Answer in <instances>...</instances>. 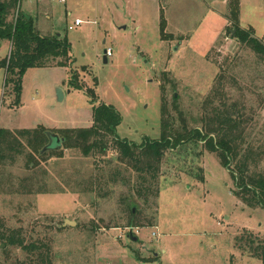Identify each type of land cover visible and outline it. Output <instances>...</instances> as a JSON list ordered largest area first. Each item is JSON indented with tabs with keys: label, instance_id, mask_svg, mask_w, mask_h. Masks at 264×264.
Here are the masks:
<instances>
[{
	"label": "rangeland",
	"instance_id": "1",
	"mask_svg": "<svg viewBox=\"0 0 264 264\" xmlns=\"http://www.w3.org/2000/svg\"><path fill=\"white\" fill-rule=\"evenodd\" d=\"M239 1L237 26L253 27L264 41V0ZM229 2L20 0L42 34L68 40L71 60L28 69L19 104L0 66V130L88 128L94 107L107 104L122 116L117 137L140 145L160 138L163 104L176 127L183 118L188 128L202 127L194 121L222 68L237 78V101L256 110L249 130L264 143V61L234 37ZM162 15L168 39L161 37ZM10 49L1 42L0 62ZM29 151H7L0 163V221L6 230L22 228L26 243L42 250L10 247L0 264L36 258L40 250L54 264H263L255 251L264 238V208L235 195L230 170L199 140L168 151L156 178L148 171L147 200L135 190L139 172L120 163L113 148L90 156L72 148L47 161L37 155V167L29 166ZM255 166L263 171L264 159ZM91 174L99 179L94 191ZM43 187L66 192L35 194ZM124 198L134 200L139 226H125ZM67 219L76 224L64 226Z\"/></svg>",
	"mask_w": 264,
	"mask_h": 264
},
{
	"label": "trees",
	"instance_id": "2",
	"mask_svg": "<svg viewBox=\"0 0 264 264\" xmlns=\"http://www.w3.org/2000/svg\"><path fill=\"white\" fill-rule=\"evenodd\" d=\"M19 1L0 0V43L7 40L12 44L10 55L0 62V66L6 71V85L11 84L17 93V104L20 103L22 80L28 69L45 67L53 63L66 66L71 60V45L68 40L61 38L58 34H42L30 13L19 10L17 20L10 19ZM229 4L230 17L237 23H235L234 37L264 61V41L256 37L253 27L244 29L237 26L240 1L230 0ZM161 31L162 39L171 37L166 32L164 15H162ZM236 79L229 69L220 68L211 91L203 101L200 118L194 121L200 122L202 127L188 128L184 118L182 125L176 127V122L168 115L167 104H163L160 138H145L139 145L117 137L116 131L122 120L121 114L111 105L100 104L94 107L93 124L88 128H60L51 131L40 125L34 129L0 130V163L6 158L7 151L23 153L25 148L30 149L29 166L35 164L36 167L41 163L37 155L47 161L48 155L63 157L64 151L72 148L80 149L85 156L96 153L105 155L110 148H113L116 150L117 160L120 163L127 164L139 172L142 181L135 190L140 198L147 200L152 194L150 188L144 186L148 181V171L152 178H156L157 171L168 151L199 140L205 144L207 150L217 153L224 166L230 170L237 187L235 195L251 207L264 208V170L257 171L255 166L257 162L264 159V143H258L249 130L256 119L254 115L256 110L246 102L237 101L233 88ZM88 92L94 98V91L90 89ZM48 132L58 134L62 148L42 152L50 143ZM119 174L120 172L110 178L116 181ZM89 179L90 191H94L99 179L94 177V174L93 176L91 174ZM50 191L66 192L43 187L36 190L35 194ZM104 196L105 194L102 195ZM123 203L126 204L127 211L125 226L129 228L139 226L136 219L139 211L134 210L137 207L134 200L124 198ZM2 245H5V248H2ZM10 247L21 248L24 251L41 248L34 243H26L22 228L6 230L3 222L0 221V252L8 255ZM41 250L36 258L28 255L27 261H18V264H45L46 262L54 264L51 256L46 257ZM255 253L264 264V238L257 244ZM9 256L10 254L7 259Z\"/></svg>",
	"mask_w": 264,
	"mask_h": 264
},
{
	"label": "water",
	"instance_id": "3",
	"mask_svg": "<svg viewBox=\"0 0 264 264\" xmlns=\"http://www.w3.org/2000/svg\"><path fill=\"white\" fill-rule=\"evenodd\" d=\"M234 33H235V30L232 31V34H234ZM106 54H107V51H105V62H107ZM57 94H58V99L62 100L63 96H64L63 92L61 90H58ZM48 135L50 137V143H49V145L44 147L42 152H45L47 150H58V149H60L62 147V142H61V139L58 136V134L48 132ZM66 224L75 225L76 222L67 219L63 225L65 226ZM129 237L131 238V240H134V241L137 240V237L134 235V232L132 229L129 231Z\"/></svg>",
	"mask_w": 264,
	"mask_h": 264
},
{
	"label": "built area",
	"instance_id": "4",
	"mask_svg": "<svg viewBox=\"0 0 264 264\" xmlns=\"http://www.w3.org/2000/svg\"><path fill=\"white\" fill-rule=\"evenodd\" d=\"M53 1H59V2H62V3H65L66 0H53ZM19 10H20V1H19V4H18V9L15 13V16H14V20H17V16H18V13H19ZM74 24L77 26V25H80L82 24V20L81 19H76ZM108 54H111V51H107Z\"/></svg>",
	"mask_w": 264,
	"mask_h": 264
},
{
	"label": "crops",
	"instance_id": "5",
	"mask_svg": "<svg viewBox=\"0 0 264 264\" xmlns=\"http://www.w3.org/2000/svg\"><path fill=\"white\" fill-rule=\"evenodd\" d=\"M165 10V9H164ZM10 43V47L12 48V44H11V42H9ZM0 47H1V43H0ZM10 52H11V49H10Z\"/></svg>",
	"mask_w": 264,
	"mask_h": 264
}]
</instances>
